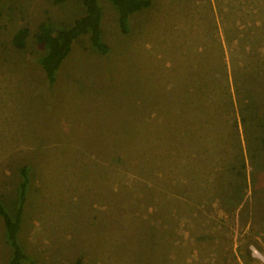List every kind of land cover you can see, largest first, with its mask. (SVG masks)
<instances>
[{
    "label": "rangeland",
    "instance_id": "obj_1",
    "mask_svg": "<svg viewBox=\"0 0 264 264\" xmlns=\"http://www.w3.org/2000/svg\"><path fill=\"white\" fill-rule=\"evenodd\" d=\"M151 1L123 34L100 0L109 53L82 38L49 89L34 36L81 0H0V202L17 212L27 167L24 264H264V0Z\"/></svg>",
    "mask_w": 264,
    "mask_h": 264
},
{
    "label": "trees",
    "instance_id": "obj_2",
    "mask_svg": "<svg viewBox=\"0 0 264 264\" xmlns=\"http://www.w3.org/2000/svg\"><path fill=\"white\" fill-rule=\"evenodd\" d=\"M54 4L63 3L65 0H50ZM114 6L118 25L123 34L130 32V18L152 5L151 0H109ZM85 8L84 16L75 20L70 27L54 24L50 19L43 22L38 27L39 32L34 36V42L43 49L39 63L43 69L49 89H53L57 80V74L63 62L72 53L74 45L84 37H89L93 48L102 54L109 53V46L102 37L103 29V8L100 0H81ZM3 13L0 10V29ZM29 30L20 29L14 36V44L19 49L26 47V37ZM245 122V119H244ZM260 125V123H259ZM21 183L19 193V206L17 212L11 215L5 206L0 202V217L5 225V235L7 243L12 249L9 264H24L27 259L20 243L18 235L21 230L23 211L27 201V191L29 184L28 168L21 170ZM76 264H83L80 260Z\"/></svg>",
    "mask_w": 264,
    "mask_h": 264
}]
</instances>
